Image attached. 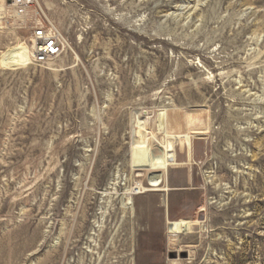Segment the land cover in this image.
I'll list each match as a JSON object with an SVG mask.
<instances>
[{
  "label": "rangeland",
  "instance_id": "rangeland-1",
  "mask_svg": "<svg viewBox=\"0 0 264 264\" xmlns=\"http://www.w3.org/2000/svg\"><path fill=\"white\" fill-rule=\"evenodd\" d=\"M39 2L48 63L0 11V264H264V0Z\"/></svg>",
  "mask_w": 264,
  "mask_h": 264
},
{
  "label": "built area",
  "instance_id": "built-area-1",
  "mask_svg": "<svg viewBox=\"0 0 264 264\" xmlns=\"http://www.w3.org/2000/svg\"><path fill=\"white\" fill-rule=\"evenodd\" d=\"M12 8L23 27L31 33L32 59L36 63H48L66 49L61 31L50 21L39 0H0ZM11 6H10V5Z\"/></svg>",
  "mask_w": 264,
  "mask_h": 264
},
{
  "label": "bare ground",
  "instance_id": "bare-ground-1",
  "mask_svg": "<svg viewBox=\"0 0 264 264\" xmlns=\"http://www.w3.org/2000/svg\"><path fill=\"white\" fill-rule=\"evenodd\" d=\"M6 6H8V5H6ZM5 8L6 7H5L4 3L2 1H0V11H3ZM3 19H4V17L0 16V24L3 23V21H1ZM31 55H32V50H31ZM170 158L173 160V156L172 155H170ZM149 185L151 186V188H144V189H146V191H161V190L165 191V190L168 189L166 186L164 188H161V187L156 188V187L160 186V184L157 182L156 179H150L149 180ZM139 189H140L139 187L133 188L132 191L129 193V195L137 194ZM182 225H183L182 221H171V220H168L169 231L172 234H175L177 232V229L180 228V226H182Z\"/></svg>",
  "mask_w": 264,
  "mask_h": 264
}]
</instances>
